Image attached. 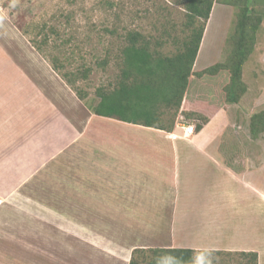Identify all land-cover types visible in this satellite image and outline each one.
Masks as SVG:
<instances>
[{
	"label": "crops",
	"instance_id": "crops-1",
	"mask_svg": "<svg viewBox=\"0 0 264 264\" xmlns=\"http://www.w3.org/2000/svg\"><path fill=\"white\" fill-rule=\"evenodd\" d=\"M17 40L15 55L0 47V198L19 195V206L34 208L20 222V231L34 233L26 234V250L45 236L38 218L49 227L67 222L70 235L90 244L94 236L117 238L122 230H139V223H158L167 248L196 250L185 245L193 237L197 251L255 250L247 222L253 221V204L264 216V156L255 166L244 159L242 169L233 139L221 148V136L233 122L231 106L228 113H212L190 136L179 128L168 133L97 116L35 50ZM202 42L193 73L209 67L200 61ZM260 59L264 67V49ZM98 122L150 133H109ZM124 259L129 263L130 256Z\"/></svg>",
	"mask_w": 264,
	"mask_h": 264
},
{
	"label": "rangeland",
	"instance_id": "rangeland-1",
	"mask_svg": "<svg viewBox=\"0 0 264 264\" xmlns=\"http://www.w3.org/2000/svg\"><path fill=\"white\" fill-rule=\"evenodd\" d=\"M249 5L254 12L263 17V23L256 33L253 50L243 65L242 78L248 85L245 95L240 100V106L225 104L224 87L229 81V74L227 71H221L224 74L219 80L205 76L198 82L190 78V89H199V100L194 101L189 92L185 105L183 100L176 117L173 109L168 110L163 116L165 123L174 121V129L181 130L183 125H194L195 134V126L201 123V120L189 118L185 113L182 115L183 107L199 109L198 113L203 112L201 115L208 116H211V109L215 103L219 104L216 105L215 112L224 108L228 113L232 108L228 114L238 128L234 131L231 121L232 126L225 129L220 144L222 147L228 138L233 139L231 148L238 153V155L235 153L234 157L237 161L236 166L242 169L244 159L248 162L250 158L251 164L255 166L262 160L259 158L260 155L264 156V132L253 136L249 130L251 115L264 110V67L260 59L264 49V0L255 2L251 0ZM237 11L238 7L214 3L205 27L204 35L206 34L207 38L204 47L202 42L203 49L200 54L202 66L208 67L227 60L231 49L226 39L234 31ZM185 14L184 8L176 4L175 0H0V47L1 50L5 49L14 54L16 51L13 44L19 46L17 38L20 37L29 50H35L43 58L32 43L46 41L41 48L46 55L43 59L48 64L49 59L57 57L56 62L63 64V71L70 73L76 69L90 70L87 79L77 81L76 86L85 93V102L94 106L99 101L96 91L99 88L105 91L112 90L118 81L125 34L137 30L150 37L152 45L156 40L163 41L160 51L171 55L178 49V44H174V37L181 38L184 35L181 30L184 28ZM164 29L167 31L166 34L163 32ZM217 97L219 100L214 101ZM114 123L97 124L102 129L107 128L104 130L109 133L124 135L150 133L121 122ZM19 201V195L5 200L0 198V264H128L124 258L127 255L131 256V253L127 254V249L132 246L137 245L136 248L139 249H155L167 248L169 245V239L163 234L164 231L158 223L151 226L149 223H139L141 226L139 230L125 232L122 230L116 234L117 238L106 236V239L102 240L94 236L90 244L87 242L88 238L70 235L69 223L52 221L51 224L48 223L49 227L47 222L44 223L42 218H38L45 236L40 237L34 247L26 250L24 242L31 239L27 238L26 234L34 233L31 230L20 231L22 213L31 214L35 211L34 208L25 210L19 206ZM259 209L261 208L253 204L250 212L253 221L249 220L248 226L244 223L238 224L246 225L249 229L253 226L251 249L255 250L250 251L258 254L257 264H264V216H259L256 212ZM225 225L229 228L233 222ZM96 227H99V223ZM193 239L198 240L193 237L186 238L185 245L195 247L197 251L199 249L194 245ZM114 242L119 247H116ZM219 252L233 255L243 251L219 250ZM120 255H123L122 258L118 257ZM204 258L205 255L198 257L197 264H203ZM219 258H222L223 264H240L237 256L225 255Z\"/></svg>",
	"mask_w": 264,
	"mask_h": 264
},
{
	"label": "trees",
	"instance_id": "trees-1",
	"mask_svg": "<svg viewBox=\"0 0 264 264\" xmlns=\"http://www.w3.org/2000/svg\"><path fill=\"white\" fill-rule=\"evenodd\" d=\"M249 1L251 0H175L176 4L184 8L186 14L184 28L181 30L184 35L181 38L174 37V44H178V49L171 55L160 51L163 41L156 40L152 45L150 37L144 36L140 31H128L121 48L122 67L118 81L112 90L105 91L99 88L96 91L99 101L94 106L85 102V93L76 86L77 81L87 79L90 71L88 68L76 69L69 73L63 71V64L56 62L57 57L49 59L48 62L52 70L94 115L171 133L174 129V121L165 123L163 116L168 110L173 109L174 117H176L191 75L201 82L205 76L219 80L224 74L221 71H227L229 81L224 87L225 104L240 106V100L245 95L248 85L242 78L243 65L253 50L256 33L263 23V17L254 12ZM215 2L238 7L234 31L226 39L231 51L224 63L219 62L193 73V65ZM163 32L166 34L167 31L164 29ZM45 43L46 41L32 43L44 59L46 55L41 46ZM189 89L190 86L188 95L191 92L194 101H198L199 89ZM216 100H219V97L214 101ZM216 105L219 104L215 103L214 108L211 109L212 112L210 110L211 114L215 112ZM198 112H200L199 109L185 108L181 113L182 115L185 113L189 118L201 120V123L195 126L196 132H199L208 122V115H201L203 112ZM249 130L253 136L264 132V110L251 115ZM225 147L226 144L221 148ZM203 255H205L203 264H223L222 258L219 257L225 255L237 256L240 264H257L258 262V254L253 251L237 252L231 255L228 252L192 249L135 248L131 252L128 264H197V258Z\"/></svg>",
	"mask_w": 264,
	"mask_h": 264
},
{
	"label": "built area",
	"instance_id": "built-area-1",
	"mask_svg": "<svg viewBox=\"0 0 264 264\" xmlns=\"http://www.w3.org/2000/svg\"><path fill=\"white\" fill-rule=\"evenodd\" d=\"M182 130L185 136H190L194 133V125H183Z\"/></svg>",
	"mask_w": 264,
	"mask_h": 264
},
{
	"label": "bare ground",
	"instance_id": "bare-ground-1",
	"mask_svg": "<svg viewBox=\"0 0 264 264\" xmlns=\"http://www.w3.org/2000/svg\"><path fill=\"white\" fill-rule=\"evenodd\" d=\"M207 36L205 35L204 41L206 40ZM203 47H204V42H203ZM203 49V48H202ZM202 53V52H201Z\"/></svg>",
	"mask_w": 264,
	"mask_h": 264
}]
</instances>
